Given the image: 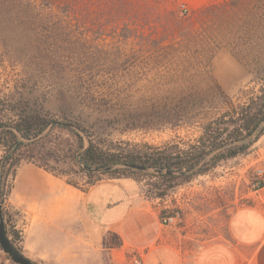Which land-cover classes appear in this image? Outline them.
Returning a JSON list of instances; mask_svg holds the SVG:
<instances>
[{
	"label": "rangeland",
	"instance_id": "rangeland-1",
	"mask_svg": "<svg viewBox=\"0 0 264 264\" xmlns=\"http://www.w3.org/2000/svg\"><path fill=\"white\" fill-rule=\"evenodd\" d=\"M226 1L169 0L145 27L146 33L168 35L155 50L141 48L138 39L124 41L123 24L53 30L45 22L49 9L28 8L27 0H0V121L11 125L28 105L37 106L49 118L85 129L102 149L136 161L189 151L218 127L221 139L226 138L228 121L238 109L252 112L264 96V0ZM207 5L215 8L199 13ZM183 13L187 20L182 26L172 24ZM2 155L0 145V159ZM263 166L264 136L210 171L178 181L162 198L155 196L154 188H162L159 179L143 173L132 179L160 207V217L181 211V224L163 227L176 246L191 252L226 238L231 212L247 202L255 170ZM59 167L56 172H69L67 164ZM25 170L83 190L88 181L112 177L99 173L89 180L73 171L60 175L22 160L0 184V213L10 235H20L16 247L24 257H36V264H105L96 253L74 252V262L66 253L48 249L28 253L17 193ZM0 264H17L1 243Z\"/></svg>",
	"mask_w": 264,
	"mask_h": 264
},
{
	"label": "crops",
	"instance_id": "crops-1",
	"mask_svg": "<svg viewBox=\"0 0 264 264\" xmlns=\"http://www.w3.org/2000/svg\"><path fill=\"white\" fill-rule=\"evenodd\" d=\"M19 179L30 254L48 249L66 253L74 262V252L96 253L105 264H129L130 253L139 254L143 264H264V187L250 192L247 202L231 212L226 238L188 252L175 245L160 223V207L132 178L101 179L84 190L41 172L25 170ZM107 233L116 234L121 246L104 248ZM30 240L35 243L28 244Z\"/></svg>",
	"mask_w": 264,
	"mask_h": 264
},
{
	"label": "trees",
	"instance_id": "trees-1",
	"mask_svg": "<svg viewBox=\"0 0 264 264\" xmlns=\"http://www.w3.org/2000/svg\"><path fill=\"white\" fill-rule=\"evenodd\" d=\"M46 0L36 3L35 0H27V7H36L43 11L50 10L51 17L45 21L53 30H65L72 26L86 27L91 25L97 30H102L104 24L113 28L115 25L123 24L122 35L124 41L138 39V45L148 49H159L162 47L168 35L163 36L157 33H146L145 27L153 23L155 12H161L167 7L169 0ZM232 2V0L226 1ZM34 2V3H33ZM53 2V3H51ZM36 8V9H37ZM215 8V5H207L199 9V13ZM175 13V11H171ZM187 20L186 15H175L172 24L182 26ZM172 36V35H170ZM75 46V45H74ZM80 50V48H75ZM237 117L228 121L230 131L226 138L221 139L222 129L218 127L216 132L208 131L200 137V143L193 146L189 151L173 155H148L145 159L136 161L135 158L122 157L102 149L88 136L83 128L75 126L78 131L67 126L66 122L49 118L41 108L28 105L19 115L18 120L9 125L0 121V145L3 148V155L0 159V184L9 174V168H16L22 160H34L45 169L60 175L69 172H82L90 178L95 174L79 168L77 161L81 162L84 168H100L110 165H141L150 167L154 172H146L130 167H120L106 172H100L112 178L131 177L136 179L137 173H143L150 177L159 179L162 188L155 187V196L162 198L166 192L176 186L178 181L188 179L192 176L206 173L214 168L219 162L234 158L242 154L264 133V127L257 137L249 143L236 144L223 149V145L247 139L252 135L257 126L264 120V96L262 102L252 112L245 108H239ZM63 123V124H62ZM220 139V140H219ZM214 153L203 163L192 175H177L165 172H177L191 170L201 163L211 152ZM81 153V154H80ZM80 154V155H79ZM79 155V156H78ZM67 164L68 170H59L56 167ZM55 165H59L56 166ZM118 176V177H116ZM91 184L94 182L88 181ZM0 185V205L3 202V193ZM155 185V184H153ZM0 223L7 238L13 247L20 253L16 244L20 242V235L5 227L4 215L0 213ZM104 248H117L121 246L120 238L113 233H107L102 239ZM33 264L35 262L31 261Z\"/></svg>",
	"mask_w": 264,
	"mask_h": 264
},
{
	"label": "water",
	"instance_id": "water-1",
	"mask_svg": "<svg viewBox=\"0 0 264 264\" xmlns=\"http://www.w3.org/2000/svg\"><path fill=\"white\" fill-rule=\"evenodd\" d=\"M66 125L69 126L72 129L78 131L81 135H83V133L80 132L79 130H77V128L74 125H71V124H68V123ZM263 127H264V120L257 126V128L254 130L252 135L250 137H248L247 139H243V140H240V141H237V142H231V143L225 144L220 149H223V148H226V147H229V146H233V145H236V144H244V143L251 142L252 140H254L257 137V135L260 133V131L262 130ZM220 149L211 152L207 157H205L201 161L200 164H198L197 166H195L191 170L177 171V172H165V171H163L162 173H172V174H177V175H192L203 163H205L214 153H216ZM77 163H78L79 168H81V169H83L85 171L94 172V173L106 172V171H110V170L117 169V168H120V167H130V168H134V169H137V170H142V171H146V172H150V173L154 172L153 169H151L150 167L141 166V165H135V164H133V165H110V166H104V167H100V168H84L81 165V162L79 160L77 161ZM0 243H1L2 247H3V250L5 252H7L17 264H33L28 258L24 257L21 253H19L13 247V245L11 244L9 238H7V236L5 235V233L3 231L1 223H0Z\"/></svg>",
	"mask_w": 264,
	"mask_h": 264
},
{
	"label": "built area",
	"instance_id": "built-area-1",
	"mask_svg": "<svg viewBox=\"0 0 264 264\" xmlns=\"http://www.w3.org/2000/svg\"><path fill=\"white\" fill-rule=\"evenodd\" d=\"M256 179L252 184L251 191L255 192L264 187V166L255 170ZM160 223L164 226L179 225L182 223V213L179 209H175L171 213H166L160 217ZM129 264H143L142 258L137 253L128 255Z\"/></svg>",
	"mask_w": 264,
	"mask_h": 264
}]
</instances>
